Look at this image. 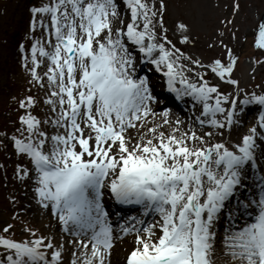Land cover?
Segmentation results:
<instances>
[{"label":"snow or ice","instance_id":"1","mask_svg":"<svg viewBox=\"0 0 264 264\" xmlns=\"http://www.w3.org/2000/svg\"><path fill=\"white\" fill-rule=\"evenodd\" d=\"M258 3L224 4L202 48L214 0L28 7L0 123V264H264Z\"/></svg>","mask_w":264,"mask_h":264},{"label":"rangeland","instance_id":"2","mask_svg":"<svg viewBox=\"0 0 264 264\" xmlns=\"http://www.w3.org/2000/svg\"><path fill=\"white\" fill-rule=\"evenodd\" d=\"M36 2L37 0H0V90H2L0 91V123L3 122L9 113L10 96L20 94L23 91L24 74L17 59L16 49L19 43L24 42L27 32L30 16L28 7ZM214 2H218L220 7L212 8L209 5L206 9V32L202 34L201 48L203 47V39L211 34L217 20L226 15L223 7L230 0H214ZM251 2L253 4L252 11H255L256 7L259 6L258 0H251ZM248 49L250 47L245 48V50ZM197 53L205 59L215 55V52L199 49ZM243 61L238 76L245 75L246 66ZM258 79H261L260 76ZM5 195L4 190L0 189V207L5 206L3 199ZM49 219L50 217H45L42 221H38V224H47ZM41 231H47V229L41 228ZM120 247L118 245V252L120 251Z\"/></svg>","mask_w":264,"mask_h":264},{"label":"bare ground","instance_id":"3","mask_svg":"<svg viewBox=\"0 0 264 264\" xmlns=\"http://www.w3.org/2000/svg\"><path fill=\"white\" fill-rule=\"evenodd\" d=\"M7 7V6H6ZM146 70L145 69H141V72L143 73V72H145ZM156 92L158 93V94H161V96H165L163 93H161V91L159 90V89H157L156 88ZM177 113H179V114H181V115H183V112L179 109V106L177 107V109L175 110ZM45 218V217H44ZM44 218H42V220L44 219ZM42 220H40V221H42ZM55 222L53 221V224H54ZM118 248V247H117ZM116 252H118V250L116 249ZM116 258V253H114V259Z\"/></svg>","mask_w":264,"mask_h":264}]
</instances>
